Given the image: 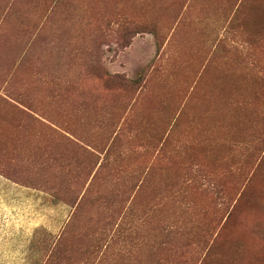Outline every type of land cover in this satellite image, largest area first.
Masks as SVG:
<instances>
[{
  "label": "rangeland",
  "instance_id": "374dc122",
  "mask_svg": "<svg viewBox=\"0 0 264 264\" xmlns=\"http://www.w3.org/2000/svg\"><path fill=\"white\" fill-rule=\"evenodd\" d=\"M0 264H264V0H0Z\"/></svg>",
  "mask_w": 264,
  "mask_h": 264
}]
</instances>
